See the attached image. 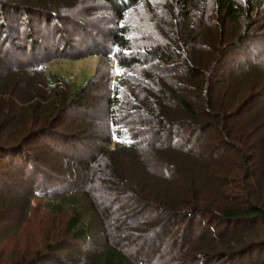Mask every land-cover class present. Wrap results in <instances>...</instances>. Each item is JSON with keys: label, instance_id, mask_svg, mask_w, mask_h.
Returning <instances> with one entry per match:
<instances>
[{"label": "rangeland", "instance_id": "rangeland-1", "mask_svg": "<svg viewBox=\"0 0 264 264\" xmlns=\"http://www.w3.org/2000/svg\"><path fill=\"white\" fill-rule=\"evenodd\" d=\"M241 1L253 8L254 14L250 20L247 22L241 18L220 25L213 0H194L191 8L187 10L188 14L185 13L184 22L175 21L173 15L174 21L170 20L171 12L160 1L150 9L141 8L140 13L138 12L141 18L136 19L138 31L135 32L140 35L134 41L140 46L164 39L165 42L172 43L177 50V56L173 55L169 60L161 59L158 62L149 59V64L144 68L134 70L150 72L152 68L158 71L159 82H163L168 90L175 91L174 98L179 96L176 94L178 91L188 97L192 91L188 85L191 79L184 72L185 61L201 58L205 63L209 53H215L213 65L208 67L204 64L209 80V103L225 100L229 92L227 90L236 83L240 91L239 98H244L249 108L243 115L256 118L259 125L255 128H259L264 125V41H244L240 47L236 44L229 51L226 50L225 43L235 41L241 32L251 31L264 37V0ZM176 5L179 7L178 2ZM20 10L30 11L31 17L21 15L18 19L20 16L17 13ZM114 19L113 11L106 0H0V135L2 133L7 136L8 140L1 137L4 142L16 144L15 148H11V158H0V264H18L21 255L25 253V258L30 259L37 248L45 251L47 243L52 240L62 243L60 240L66 239L74 245L73 249L70 248L71 251L79 250L84 242L63 234V221L70 212L67 201L84 202L85 208H88L93 205L89 204L92 196L103 205H109V210L103 212L105 227L99 226V221L94 223L95 238L88 243V252L91 248L98 249V246H103L104 241L99 235L105 228L110 240L118 239L125 253L131 256L130 264H145L140 259L142 256H152L150 264H209L207 258H213L216 254V248L210 247L219 238L216 234L224 228L229 230L232 227L209 201L195 206L186 204L181 208V217H177L180 220H177L173 217L174 212H160L159 207L147 206L140 196L135 200L132 194L135 185L140 184L146 173L133 157H126L118 164V170L121 171L118 181L121 178L125 180L118 182L121 186H115L117 181L110 180L112 185L108 189L104 187L99 190L103 193L99 198L92 190V196H85L83 191H79L65 201L62 200L63 202L60 196L47 198L40 193H34V189L39 188L47 192L53 187L50 184H54L59 177L68 175L73 178L81 177V180L83 176L90 177L82 162L95 154L98 148L106 145L108 126L105 121V103L109 95L110 69L115 68L116 60L114 57L108 59L105 53L111 49L110 32L116 29ZM177 22L184 36L193 35V45H186V54L178 53L182 46L175 43L180 40L177 38L174 41L170 38L172 35L176 37V30L179 29L175 26ZM9 23L13 31L7 37L10 32L7 31ZM215 30L219 34L218 51H212L211 34ZM101 50L104 53L100 58L97 53L88 55V52ZM80 54L83 56L79 57ZM50 55L57 56L58 59H50ZM77 57L79 59H75ZM35 65L37 67L34 68ZM95 71L84 93V99L79 104L72 103L69 100L72 93H77L80 83L91 78ZM59 74H66L65 78L57 79ZM31 99L39 100L40 104L35 109L27 107L26 111H21L18 106L29 103ZM5 103H12L13 111L7 110ZM167 104L174 113L177 107L170 106L169 102ZM260 120L263 124H260ZM249 123L253 124L250 121ZM190 128L191 125L183 129L181 136H189L192 143H195L197 139L193 132L197 130ZM260 135L261 129L258 136ZM142 136L145 137L146 134ZM216 137L218 136L213 135L211 139L205 137L198 141L197 149L205 164L196 163L199 171H203L207 165V171L218 172L219 180H223L220 183L223 184V191L217 186L219 181H214L210 187L203 182L206 185L204 193L220 200L229 188L228 193L233 195L231 199L237 201L246 191L242 181L251 172L253 161L261 166L257 170L259 179L264 181V148L259 151L257 160L251 157L255 151L248 144L242 152L229 144L222 145V141ZM3 149L8 151V148ZM166 149L170 150L166 144L159 146L157 151L153 148L154 155L157 153V158H160V151ZM213 153L215 156L210 155ZM245 153L250 157L245 158ZM226 168L229 173L222 174ZM92 169L94 172L104 170L102 166H93ZM107 178L106 175L103 176L106 182ZM147 181L151 182L152 188L168 186L170 191L176 190L174 180L163 182L154 173L148 176ZM263 181L261 188L258 184L255 187L254 183L252 188L259 189L264 202ZM76 186L79 190H85L86 181L77 182ZM113 187L119 188L125 194L119 196L120 200V191ZM82 199L84 200L81 201ZM119 202L121 206H118ZM129 213L132 214L131 219L126 217ZM88 215L94 216L95 220L100 219L97 212L90 210ZM159 229H163L157 235L162 240L152 238ZM239 230L245 235L249 233L251 238L264 244V222L247 223L246 226L239 227ZM207 242H211V245L203 246ZM262 250L260 248L252 251L248 256L238 255L235 264H262ZM217 262L216 259L210 263ZM49 263L57 264L54 261Z\"/></svg>", "mask_w": 264, "mask_h": 264}, {"label": "trees", "instance_id": "trees-1", "mask_svg": "<svg viewBox=\"0 0 264 264\" xmlns=\"http://www.w3.org/2000/svg\"><path fill=\"white\" fill-rule=\"evenodd\" d=\"M106 1L110 4L111 11H113L115 18L114 25L116 28L110 32L112 45L111 49L105 53L108 59L114 57L116 60L115 68L112 67L110 69L111 75L108 85L109 95L105 103V121L108 126V136L105 140L106 145L103 148H98L95 154L91 155L88 160L82 162L84 170H86L87 174L89 173V175H91L90 177H84L82 175L83 177L81 180V177L73 178L66 175V177L56 178L55 183L50 184V186H53L52 188L43 185L45 188H50L47 192L39 188L34 189V193H40L41 195L47 196V198H50V196H52V198L60 196L62 198L61 201H65L67 197L73 196L79 191H83L85 196H92L94 193V195L96 194L95 196L99 198L103 194L99 190H103L104 187L108 189V186H110V184L112 185L111 181H117L115 186H121L118 182L121 183L125 180L121 178V181H118L121 173V171L118 170V164L126 157H133L146 173L145 176H142L140 184L135 183L137 186L135 185V191L132 193L135 196V200L137 196H140L147 206L153 205L159 207L160 212H174L173 217L176 218L178 216L181 217V208L186 204L195 206L197 204H202L203 201H209L211 206L215 209L218 208L223 219L227 220L229 225L231 224L230 226H232V229L229 228V230H227L228 228H224L223 231L216 234L219 238L215 245H211V242H207V244L203 245H211L210 247L216 248L215 255L210 253V255L215 257L207 258L209 259V264H212L210 262L216 259L218 260L216 264H235V259L238 255L248 256L253 253L252 251H256L257 249L261 248L264 250V244L257 241L256 238H251L249 233L245 235L239 230V227L246 226L247 223L257 224L264 222V202L261 200V193L258 191L259 189L252 188L253 183L255 187H257L256 184H258L261 188L260 184L263 179H259V170H257L261 168V166L255 163V161L252 162L254 166H252L251 172L245 175L242 181L243 187H246V191L241 194V198L237 201L231 199L233 195L230 192L228 193L229 188L225 191L220 200L218 198L215 199L214 196L208 197L207 193H204V186L207 185V187H210L214 181H219V185H217V183L215 184L220 191H223V184H220L223 180H219L218 172L207 171V165L204 167L203 171L198 170V164H205V162L201 160V153H199L200 151L197 149V143L198 141H202L205 137L211 139L213 135H217L218 137L216 138L222 141V145L229 144V146L242 152L246 144H248L249 148L255 151L251 157L254 159L257 158V160L258 156H260L259 151L261 148H264V125L255 128L256 125H259V122L255 121L256 118L251 119V115H243L249 108H247L246 102L244 101L245 99L243 98L241 100V98H239L240 91L236 87V83L231 85L230 89L228 88L229 90L227 91L229 92L225 100L209 103V80L204 64L206 63L208 67L211 66L213 58L216 56L215 53L210 52L205 63L199 57L196 61H185L184 72L189 75V79H191L188 81V85L192 94L188 97H184V95L178 91L176 94H179V96L174 98L175 91L168 90L163 82H159L158 71L152 68L150 72L134 70V68H144L149 64V59H154L158 62L161 59L169 60L173 55L177 56V50L173 48L172 43L165 42L164 39L160 41L155 40L151 43H144L140 46L134 41L137 36L140 35L135 33L138 31V27H136L138 26V22L136 19L139 17L141 18L139 14L140 9L143 7L150 9L153 4L160 1L162 5L171 12V17H169L170 20L184 22L186 19L185 13L191 8L194 0ZM176 1L179 3L180 8L176 5ZM213 3L219 25L225 24L227 21H238L241 18H244L248 22L254 14V11L252 12L253 8H250L248 4H245L241 0H213ZM14 8L17 9L16 7ZM29 13L30 11H18L17 14L20 16L18 19L21 18V15L31 17ZM51 13L56 14L55 11H51ZM181 18L182 20H180ZM179 22H177L176 25L174 24L176 28H179ZM12 28L11 24L8 25L7 31L9 30L10 32L8 35L5 34L7 37L10 36L9 34L13 31ZM181 29L182 28L176 30V37L172 35L173 37L170 38H173L174 41L178 38L180 41H176L177 43H175V45L178 44L182 46V48H179L178 53L186 54V45H193V35L192 37H186ZM181 33L183 36L180 35ZM218 35L216 30L213 31V35L211 34L213 43V48L211 47L212 51L220 50L219 42L217 41L219 39ZM244 41L258 43L264 41V37L262 34L251 31L241 32L239 38L235 41L225 43L227 46H225L226 50H233L234 48L232 46L236 44V46L240 47ZM189 48L193 49V47ZM95 53H97L100 58L104 52L102 50L88 52V55ZM141 55H145V57ZM82 56V54L79 55V57ZM49 57L50 59H58L57 56L54 55H50ZM79 57L75 59H79ZM33 67L35 68L37 66L35 65ZM39 67L42 66L39 65ZM95 73L96 71L92 73L91 78H87L80 83L79 87L76 89L77 93H72L69 99L72 103L79 104L80 101L84 99V93ZM149 74L151 76H149ZM65 75L66 74H59L56 77L61 80ZM225 94L226 91L224 96ZM168 102L171 103L170 106L174 105L177 107L174 109V113L171 112V108L169 104H167ZM39 104V100L31 99L29 103L19 105L18 107L21 111H24L27 107H34L35 109V106ZM6 106L5 108L7 110H12V103ZM1 113L0 107V114ZM24 118L26 117L24 116ZM249 121L253 124H250ZM262 121L264 122V120ZM246 123L247 125L245 126L244 124ZM260 124H263L261 120ZM190 125L191 130L195 128L197 130V132L191 131L195 133V139H197L195 143H192L189 136H181L183 129ZM260 129L261 135L259 137L258 134ZM143 134H146V136H142ZM2 136L3 134L1 133L0 158H11V148H15L16 144L4 142V140L8 139L7 136H3V140L1 139ZM261 142H263V145ZM163 144L170 147V150L166 149L162 152L160 151V158H157L158 154L156 153L154 155L153 148L157 151L158 147ZM3 148H8V151ZM182 152L185 154H181ZM245 154V158L250 157L247 153ZM210 155L215 156L214 153ZM217 160H219V158H217ZM93 166L97 168H101L102 166L104 170H96L94 172V168L92 169ZM151 172L156 175L157 179H162L163 182H166V180L170 182L174 180V183H176V188H174L176 190H171V192L168 186L165 188L159 187L161 190L159 188H157L159 190L152 188L151 182L147 181L148 176L152 175ZM221 173L226 175L229 171L226 168L225 173H223V171ZM104 175L108 177L107 182L103 179ZM79 179L82 182L86 181L85 190H79L78 186H76L77 182H80ZM88 180H90V182ZM67 182L68 184L66 185ZM203 182H206V185H204ZM113 189L120 191V195L118 194L119 200L121 199L119 196L125 195L119 188L113 187ZM118 199L117 201H119ZM67 202V205L70 207V212L63 221V234L82 240L84 242L82 243L83 247H79V250L76 249V251H71L70 248H74L71 241L64 239L60 240L63 241L60 243L52 240L47 243L45 251L37 248L33 253V257L30 259L25 258L26 253L21 255L18 264H51L49 262L52 261L57 264H130L132 260L131 256L125 253L118 239L110 240L105 228V231L102 229L99 235L104 241L103 246H98V249H95V247L91 248L88 252V243L92 238H95L94 226L96 224L94 223L99 221V226L103 225L105 227L106 223L103 212L109 210V205H103V203L100 200L97 201L94 196H92L90 202L88 201L89 204H93L88 207L90 209L87 207L85 208L84 202ZM119 205L121 206V202H119L118 206ZM90 210L97 212V217L100 219L95 220V218H93L94 216L88 215ZM126 217H130L131 219L132 214ZM177 220L180 219L177 218ZM162 231L163 229H159L158 233L152 238L162 240L161 236H157L162 233ZM203 252L207 253L206 251ZM83 253H86L85 256ZM138 257H140V255ZM152 258V256L140 257L141 261L145 264H150ZM260 263L264 264V258L261 259Z\"/></svg>", "mask_w": 264, "mask_h": 264}]
</instances>
